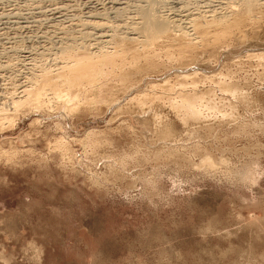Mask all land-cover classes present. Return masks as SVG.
Returning a JSON list of instances; mask_svg holds the SVG:
<instances>
[{
  "label": "rangeland",
  "instance_id": "374dc122",
  "mask_svg": "<svg viewBox=\"0 0 264 264\" xmlns=\"http://www.w3.org/2000/svg\"><path fill=\"white\" fill-rule=\"evenodd\" d=\"M83 1L0 0L2 21H20L0 32V103L64 65L62 44L83 42L80 13L107 0ZM152 1L157 15L178 18L213 8L230 21L238 9L236 0ZM262 2L231 32L209 28L216 41L205 50L167 54L174 44L161 40L151 68L140 61L124 66L125 79L115 70L73 88L65 81L58 96L46 92L55 98L45 110L10 112L0 124V264H264V61L252 56L264 51ZM127 4L104 12L119 33L138 17L139 3ZM57 7L66 19L50 26L45 16ZM225 80L251 104L235 118L204 109L201 121L183 124L181 97L195 92L231 112ZM163 122L173 135L165 142L155 132ZM205 158L215 166H202Z\"/></svg>",
  "mask_w": 264,
  "mask_h": 264
},
{
  "label": "bare ground",
  "instance_id": "6f19581e",
  "mask_svg": "<svg viewBox=\"0 0 264 264\" xmlns=\"http://www.w3.org/2000/svg\"><path fill=\"white\" fill-rule=\"evenodd\" d=\"M136 1L137 3H139V5H136L135 7L136 15L138 16L137 20H135V22L131 21L129 22V24L124 23L126 30L124 31L121 30L120 33L117 31L118 29L116 30L115 26L107 25V22H104L103 16L106 9H112V10L114 9L115 12L121 8L123 9L124 8L123 6L127 4V0H107L105 1L106 4L104 3V6L102 8H98L94 6L85 7L83 12L80 13V17L82 21L79 19L81 21L80 26L84 27L83 31H79L80 34H82V41L85 42L87 40H90L93 35L94 37L96 35L95 39L97 38L101 40H99V42L97 41L98 43L92 42L85 44L82 42L83 44L82 43L78 44L76 42L77 43L76 45H71V44H67L68 43L67 41V43H64V45L62 44L61 49L63 51L62 53H64L62 55H64V57L67 60L65 61L64 65L62 64V66L59 67L56 66L54 69L56 70V72H54V74L49 73V71L47 73L46 71V73L44 72V74L35 76L33 78L27 77L28 80L26 82L19 81L20 82V83L18 82L19 85L17 84V88L15 87V90L17 89L19 91L16 92L17 96H12L10 98L11 100L10 102L0 103V124L2 122H5L6 120L7 121L11 120L12 119L11 115H13L12 113H15L16 115L19 112L22 111L25 112L28 109H32L36 107L45 110V106H46L45 101L51 98L53 99L55 98V97L46 98L47 97L46 92L49 89H51L53 90V93L58 96L60 89H58L57 86L58 84H63V82L65 81L68 83L70 88L71 87L73 88L78 86V83L82 81H88L92 83L100 79L105 80L107 79L108 76H113V74H115V70L119 74V77L123 78L124 76H126V69L124 68V66L130 65L132 68L138 69L140 65L139 64L140 61L145 62V68L146 67L151 68L152 66H154V61L152 55L150 54L154 53L153 50L154 46H159V43H163L161 42V40L166 39L169 41V43L171 42L174 44L173 46L166 45L167 47L165 48L167 49L168 52L167 54H170L171 53L170 50L173 51L174 49H177L179 52L184 51L182 53L187 54V52L194 50L196 51L197 50L196 48L198 46L199 47L203 46L202 50H205V48L209 46V43H213L212 41L214 42L216 41L211 35L212 32H210L209 28L216 27L215 29L220 31L221 34L225 32H231L234 30V28H237L241 24L246 23L247 21L246 19L252 15L254 9L261 6V4H259V0H236L237 1L236 4H238V6L237 5L236 6L238 7V9H236L237 11L235 12L230 11V14L233 15V18L231 19L232 17L231 16L230 21H228V19H226L228 15L227 16L224 15L225 13L219 14L218 12H216L217 10L213 8L207 9L206 11L196 12L193 14L186 13L184 18L181 17L178 18L180 15L178 16L175 15L172 17L165 15L164 16L157 15L153 7V4H155V2L152 3L153 2L152 0L149 2H147L148 0L147 1L136 0ZM160 1L176 4L178 0H160ZM88 2L89 1L84 0L83 5L86 6ZM142 3L145 4L143 5ZM61 8L60 9L58 8L57 10L54 9L53 12H51L50 14L48 13L49 16H45L46 18L44 17L45 20L47 19L46 21L49 22L50 26H51L50 23H52V25L54 24L59 25L61 24V22L64 23L63 19L66 18L64 17L65 14L64 12L62 13ZM221 9L223 8L221 7ZM48 11H50V9ZM41 12L43 11L41 10ZM41 12H35L36 17L43 16L42 14L44 12L42 14ZM4 14L5 13L3 12L0 13V32L3 27H6L5 24H9L8 26L10 27L8 26L7 27L10 29L16 27V25L18 24L17 21H19V20L13 21L12 17H9L6 20L3 18L4 20L2 21V16ZM34 16L35 15H33V17ZM29 21L30 20H28V22ZM69 24L70 23H68L67 25ZM181 24H185V26L186 25L187 26L185 27L184 25H182L183 27H181ZM121 26L123 29L124 26L120 24L119 27ZM22 27L25 26L23 25ZM54 27H56V29L55 28L54 29L58 31L57 34L59 35L64 34L65 30H63L62 28H66L65 26L63 27L60 26L62 27L61 29H57V26ZM188 28H191V31H194V33L192 34V36L194 37L191 38V35H189ZM108 29H110L111 33H108ZM127 30L130 31V33L125 32ZM107 46H111L112 48H115V50L109 52L106 50V48H108ZM252 56L253 57L256 56L258 60L261 59L264 61V51L255 52L253 53ZM252 56H250V58ZM210 80L213 81L212 78ZM190 85L191 88L197 87V85L193 81L190 83ZM232 85H236V84L226 80L224 82L223 81L218 82L219 89H221L222 92L228 94L231 97L230 99H232V101L230 102L231 104L230 113L225 114L218 107L210 105L209 103H205L206 105L204 106L203 104H201V101L204 99V94L200 92H195L192 95L181 97V101L179 103L180 106L178 107L179 112L181 111V119H180L181 122H183V124L186 125L189 121L190 122L201 121L202 118H204L205 116L204 115L205 113L203 111L204 109L207 110L208 113L210 114L212 112L215 115H220L221 118H223L222 120H225L226 118L228 119L233 118L235 116L233 114V111L236 108H238L240 104L242 105L246 104V106L248 107L251 103L247 102V99L245 98V92H243L242 88L239 89ZM199 94H201L203 97ZM7 101H9V99ZM238 116L239 115H237L236 119L238 118ZM233 120L236 121L235 119ZM238 123L239 126L241 127V122L238 121ZM156 130H157L155 131L156 135L160 141L162 140V142L168 141V139L172 138L173 136L172 130L170 129V124L168 122L161 123L160 125L157 126ZM202 166L207 168H213L215 166V163H212L208 158H205L204 161L202 162Z\"/></svg>",
  "mask_w": 264,
  "mask_h": 264
}]
</instances>
